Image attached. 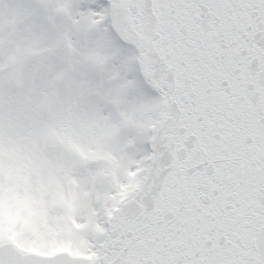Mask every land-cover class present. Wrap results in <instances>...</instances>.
Instances as JSON below:
<instances>
[{
    "label": "snow or ice",
    "instance_id": "6c2138e0",
    "mask_svg": "<svg viewBox=\"0 0 264 264\" xmlns=\"http://www.w3.org/2000/svg\"><path fill=\"white\" fill-rule=\"evenodd\" d=\"M0 264H264V0H0Z\"/></svg>",
    "mask_w": 264,
    "mask_h": 264
}]
</instances>
